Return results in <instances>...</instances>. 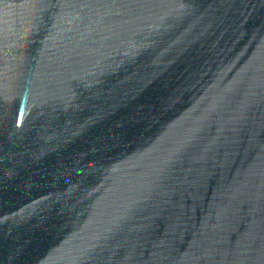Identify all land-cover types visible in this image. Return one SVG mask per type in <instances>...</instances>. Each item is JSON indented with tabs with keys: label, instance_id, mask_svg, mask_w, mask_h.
<instances>
[{
	"label": "water",
	"instance_id": "obj_1",
	"mask_svg": "<svg viewBox=\"0 0 264 264\" xmlns=\"http://www.w3.org/2000/svg\"><path fill=\"white\" fill-rule=\"evenodd\" d=\"M0 264H264V0H0Z\"/></svg>",
	"mask_w": 264,
	"mask_h": 264
}]
</instances>
